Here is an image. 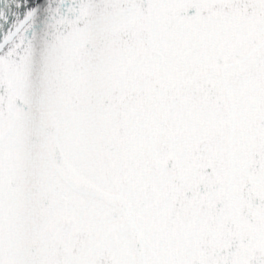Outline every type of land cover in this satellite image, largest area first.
<instances>
[{
    "label": "snow or ice",
    "instance_id": "1",
    "mask_svg": "<svg viewBox=\"0 0 264 264\" xmlns=\"http://www.w3.org/2000/svg\"><path fill=\"white\" fill-rule=\"evenodd\" d=\"M0 264H264V0H0Z\"/></svg>",
    "mask_w": 264,
    "mask_h": 264
}]
</instances>
